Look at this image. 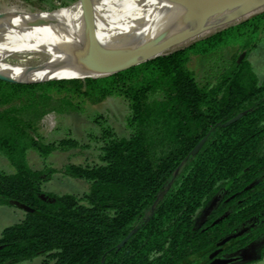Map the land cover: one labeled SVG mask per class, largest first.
I'll use <instances>...</instances> for the list:
<instances>
[{
  "label": "trees",
  "instance_id": "16d2710c",
  "mask_svg": "<svg viewBox=\"0 0 264 264\" xmlns=\"http://www.w3.org/2000/svg\"><path fill=\"white\" fill-rule=\"evenodd\" d=\"M263 39L264 7L108 76L0 79V153L14 169H0V205L29 208L1 232L0 264L36 257L41 264H212L227 254V264L263 260L264 82L249 59ZM193 57H216V67L201 75ZM110 97L127 102L129 135L104 128L97 162L60 170L86 181L87 190H47L59 171L48 157L79 143L45 141L43 116L83 112ZM30 150L43 167L29 163Z\"/></svg>",
  "mask_w": 264,
  "mask_h": 264
},
{
  "label": "bare ground",
  "instance_id": "6f19581e",
  "mask_svg": "<svg viewBox=\"0 0 264 264\" xmlns=\"http://www.w3.org/2000/svg\"><path fill=\"white\" fill-rule=\"evenodd\" d=\"M219 1L78 0L53 11H3L0 74L22 82L103 77L131 62L106 58L100 49L162 45L238 20L264 5V0H239L219 10Z\"/></svg>",
  "mask_w": 264,
  "mask_h": 264
},
{
  "label": "rangeland",
  "instance_id": "374dc122",
  "mask_svg": "<svg viewBox=\"0 0 264 264\" xmlns=\"http://www.w3.org/2000/svg\"><path fill=\"white\" fill-rule=\"evenodd\" d=\"M78 0H0V12L11 10H50L68 7L71 3ZM248 15H245L246 17ZM231 19L227 24L216 27L204 32L202 36L229 26L243 19ZM233 21V22H232ZM220 26V25H212ZM210 27V26H209ZM192 28H197L196 26ZM205 28V27H204ZM190 41L183 42L177 47H183ZM228 55V54H227ZM227 58V56H226ZM249 59L258 74L260 81L264 82V39L249 54ZM14 61L26 62L24 58H13ZM217 58L203 60L193 57L190 66L204 75L207 70L216 67ZM210 68V69H209ZM216 69V68H215ZM127 102L120 97H110L98 104H86L83 112L59 113L50 111L46 113L40 121V132L44 135L45 141L60 140L65 137H72L79 143L78 147L72 148L67 152L55 151L47 159L51 167L59 169L52 178L46 183V189L59 193H82L88 189V183L84 180L75 179L65 175L63 169L66 163L86 164L98 161L100 146L102 145L101 135L103 129L109 127L119 136H128L127 128L128 115ZM29 163L36 168L43 167V160L34 150L28 152ZM0 169L13 172V167L8 159L0 153ZM25 218V211L15 205H0V234L8 226L20 223ZM255 256V255H254ZM42 257H36L23 264H41ZM245 264V263H244ZM249 264H264L263 260Z\"/></svg>",
  "mask_w": 264,
  "mask_h": 264
},
{
  "label": "water",
  "instance_id": "95a60500",
  "mask_svg": "<svg viewBox=\"0 0 264 264\" xmlns=\"http://www.w3.org/2000/svg\"><path fill=\"white\" fill-rule=\"evenodd\" d=\"M85 1V0H83ZM239 0H220L219 3L217 4L216 9H224L229 6H231L234 2H238ZM264 5L256 10H253L249 12L246 15H249L261 8H263ZM212 13V12H211ZM245 16V15H244ZM221 27V26H217ZM216 28V27H214ZM213 29H202L198 30L197 32L193 33H187L182 36H176L173 39L167 41L166 43L162 45H156L155 42H148L144 45L137 46V47H130V48H122V47H114L111 49H100L99 53L103 55L106 58H109L111 60H117V61H122V62H131V65L124 67L114 73H117L119 71L128 69L130 67H133L139 63H142L144 61L150 60L152 58H156L158 56H162L167 54L169 51L173 50L176 46L183 42L191 41L193 39L199 38L204 32ZM111 73V74H114ZM109 74V75H111ZM108 76V75H106ZM104 77V76H103ZM87 78H97V77H87ZM0 79L10 81V82H15V83H41V82H47V81H52V80H44V81H27V82H22V81H17L9 76L0 74ZM64 79H76V78H64ZM85 79V78H83ZM55 80H63V79H55ZM243 114H239L233 119H231L227 124H230L239 118L242 117ZM205 139H203L200 144L197 146V149L204 143ZM14 204L17 205L19 208L29 210V208L22 204L19 203L18 201H14ZM127 240V239H126ZM125 242V241H124ZM231 259L229 258H217L213 261L212 264H227Z\"/></svg>",
  "mask_w": 264,
  "mask_h": 264
},
{
  "label": "flooded vegetation",
  "instance_id": "af4514ba",
  "mask_svg": "<svg viewBox=\"0 0 264 264\" xmlns=\"http://www.w3.org/2000/svg\"><path fill=\"white\" fill-rule=\"evenodd\" d=\"M241 253H242V252H241ZM241 253H240V254H241ZM240 254H239V255H240ZM222 257H228V258H230L231 256L227 254V255H222Z\"/></svg>",
  "mask_w": 264,
  "mask_h": 264
}]
</instances>
